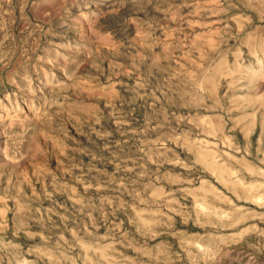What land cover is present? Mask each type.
I'll return each mask as SVG.
<instances>
[{
  "label": "clouds",
  "instance_id": "9594fccd",
  "mask_svg": "<svg viewBox=\"0 0 264 264\" xmlns=\"http://www.w3.org/2000/svg\"><path fill=\"white\" fill-rule=\"evenodd\" d=\"M31 3L33 15L21 22L27 27L0 37V91L7 90L2 87L7 78L8 84L14 86L12 91L18 88L21 94L19 98L9 97L11 107L6 116L0 101V135L6 137L7 149L0 165L4 160L9 166L18 165L31 155L35 141L48 142L50 150L58 149L66 161L61 165L64 174L57 176L51 169L38 166L34 175L40 183L50 177L51 184L44 183L43 197L55 203L54 195H65L71 201V211L66 205L61 206L63 214L54 207L45 210L39 194L29 196L24 192V185L29 183L26 177L13 181L10 176L7 188H0V264H222L233 251L237 255L232 259L238 264H257L258 258L264 256V228L253 223L228 235L222 232L235 229L242 220L264 222V211L252 213L235 206L227 212L215 211L214 202H209L211 186L206 179H199V174L205 157L231 172L232 158L223 161L227 153L219 146L241 151L228 127L237 105L248 112L242 121L247 132L255 127L257 116L264 122V0H192L193 23L178 27L179 35L173 41L176 66L162 86V97L144 92L145 102L148 97L153 100L155 115L141 125L136 124L129 107L117 103L109 68L113 59L123 60L129 53L117 41L127 44L131 33L128 29L126 34L114 31L109 12L118 5L126 8L125 0H87L86 8L82 6L84 0H80L81 7L69 5L68 0ZM152 4L153 0H146L142 9L145 15ZM172 6L177 7L175 0ZM204 10L207 23L200 18ZM84 13L92 24L91 34L80 18ZM74 17L79 22L74 23ZM234 18L243 26L234 25ZM188 19L180 17V22ZM33 27L41 32L47 30V38L57 44L71 45L72 55L66 62L48 60L43 53L37 57L32 52L29 33ZM209 40L214 41L211 46ZM77 51L79 58L73 59ZM118 51L122 56L116 57ZM49 63L52 69L42 71L41 64ZM56 71L63 72L62 78L53 75ZM141 88L143 82L137 85V89ZM122 91L126 105L132 92ZM222 91H227L228 97L221 96ZM136 95L140 96L139 91ZM231 97L239 99L229 105ZM160 100L170 101L171 127L158 118ZM21 102L28 106L27 112L19 106ZM112 123L115 129L110 128ZM116 133L132 139L116 143ZM153 135L155 139H149ZM71 145H75L74 155ZM180 150L190 155L181 159ZM75 156H87L91 172ZM259 156L264 157V151ZM236 163L241 164V171L254 168L253 179L261 181L251 186L257 190L255 194L241 192V198L264 209V159H259L261 167ZM108 165H114L122 175L108 176L101 170ZM167 165L179 166L184 172L177 173L175 167ZM77 170L81 173L79 182L86 187L83 194L65 179L67 176L77 180ZM92 173L108 179L86 181L85 175L91 177ZM194 180H198L199 188ZM49 186L53 191H48ZM93 188L97 197L87 192ZM104 191H111L112 195H103ZM125 194L129 200L121 199ZM188 196L197 200L205 233H174L180 240L177 250L159 238L173 233L171 212L179 211L188 219L187 209L181 205V198ZM118 211L128 215L135 234L109 222V216ZM97 213L107 228L103 235L98 232ZM53 215L60 224L53 221ZM32 222L41 230L33 231ZM22 236L33 243L26 247L19 242ZM252 239L255 242H250ZM238 248L242 250L237 251ZM126 250L136 255H127Z\"/></svg>",
  "mask_w": 264,
  "mask_h": 264
},
{
  "label": "rangeland",
  "instance_id": "374dc122",
  "mask_svg": "<svg viewBox=\"0 0 264 264\" xmlns=\"http://www.w3.org/2000/svg\"><path fill=\"white\" fill-rule=\"evenodd\" d=\"M0 2L3 3V13L0 14V37H2L5 32L18 31L22 27H27V24L22 25L21 22L26 16H32L34 13V5L31 3V0H0ZM68 3L69 5L81 7L80 0H68ZM125 3L126 8H121L118 5L115 8H111L109 12L113 17L110 24L114 31L126 34V29H128L131 33L128 37L127 44L122 40L117 41L119 45L128 48L129 53L123 58V60L118 58L113 59V61L110 62L109 68L117 103L124 107H129L135 115L136 124L141 125L151 116L155 115L152 111L153 100L151 97H148L145 102V98H142L144 92L148 91L156 97H162V86L167 81L169 72L176 66L174 59L176 54L174 52L173 41H175L177 35H179L177 32L178 27L193 23L190 19L192 0H175L177 7L172 6V0H153V4L149 6L147 15L142 11L146 4V0H125ZM181 4H183L182 7H180ZM82 6L85 8L87 7V0H84ZM180 17H189V19L181 23ZM206 17V10L201 11L200 18L205 23L208 22ZM80 18L84 21L91 34L93 28L88 20L87 14H82ZM73 22L76 23L79 21L74 17ZM233 24L236 26H243L242 22L235 18L233 19ZM29 36L32 52L37 57L43 53L48 60L59 59L66 62L68 57L72 55L70 50L71 45L57 44L56 41L48 39L47 30L41 32L40 29L33 27ZM100 39L104 38L100 37ZM208 43L211 46L214 41L209 40ZM78 47L79 46H77V48ZM65 49L68 50L66 51ZM79 55L80 54L77 51L73 56V59H78ZM120 56H122V53L118 51L116 57ZM82 64L83 61H81V65ZM41 69L42 71H49L52 69V64H41ZM53 75L57 79H60L63 76V72L56 71L53 72ZM139 82L144 83V88L137 89ZM2 87L7 89L6 91H0V101L3 102V113L6 116L8 109L11 107L9 97L12 96L15 99L19 98L21 94L18 88L15 89V92L12 91L14 86L8 84L7 78H5ZM122 89L132 92V97L126 105L124 104ZM137 91H139L140 96L136 95ZM220 95L228 97L227 91H222ZM238 99L239 97L228 98V104L232 105ZM169 104L170 101L160 100L157 102V109L159 113L158 118L171 127V121L168 118L171 116V113L168 111ZM19 106L24 108L25 112L29 110L28 106L23 102H21ZM224 107V103L221 102V108L223 109ZM247 115L248 112L240 109L237 105L235 110L231 113V120L228 121V127L231 130V138L233 139V142L239 146L241 151L233 152L230 148L225 147V145L219 146L223 152L227 153V155L222 157L223 161H228L229 158H232L233 166L231 172H235L236 175L232 176L231 172L224 168H219L218 162L210 161L207 157L204 158V167L200 170L199 179H206L211 186L212 193L209 195V202H214V210L217 212H227L232 206L248 209L252 213L264 211V209H261L257 203H253L248 199H242L240 195L241 192L255 194L257 190L251 186L261 181L253 179L254 168H250L248 171H241V164H237L236 161L243 162L244 167H248V165L261 167L259 165V159H264V157L259 156V153L264 151V122H261L260 116H257L255 127L251 132H247L242 123L244 117ZM191 119L192 116H189V120ZM115 127V123L110 125L111 129H115ZM0 131H2V128H0ZM185 131H187V129H185ZM122 139L125 142H128L132 137L130 135L126 136L123 133H116L115 142L120 143ZM149 139H155V136H150ZM5 140L6 137L0 135V160H3L7 155V149L4 143ZM41 140H43V137H41ZM170 146L174 147V145ZM70 147L73 149L72 154L74 155L76 151L75 145H71ZM180 151L181 159H185L187 155H190V153L183 152L182 150ZM75 158L81 160L82 165L85 166L87 172H91V162L88 160L87 156H75ZM64 163H66V161L58 149L50 150L48 142L41 143L39 140L35 141L31 148V155L25 160H21L18 165L9 166V163L6 160L0 165V188H7V181L10 176L13 178V181H15L16 177H26L29 183L24 185V192L29 196L34 192L39 194L41 204L45 210L54 207L57 212L63 214V208L61 206L66 205L68 206L69 211H71V201H69L65 195H54L53 200L55 203L43 197L44 183L50 185V177H47L44 183H40L34 175L36 167L42 166L56 172L57 176H61L65 171L61 166ZM129 167H131V165H129ZM166 167H175L177 173L184 172L179 166L167 165ZM152 168L153 171H155L154 165ZM101 170L106 172L108 176L116 175L118 178L119 175H122L116 172L114 165L102 167ZM184 174L187 177V173ZM75 175L77 177V180L75 181L72 180V177L66 176L65 179L66 181L73 183V186L77 188V191L83 194L86 191V187L84 183L79 182L78 178L81 175L79 170L75 172ZM108 176L92 173L91 177L85 175L84 178L86 181L90 178L92 182H95L97 180L106 181ZM187 178L192 179V177ZM194 183L197 188L200 187L198 180H194ZM245 185L248 187L245 188ZM48 191H53L51 186L48 187ZM87 192L94 197L99 195L95 188L87 189ZM102 194L112 195V192L104 191ZM203 194L204 193H202V195ZM261 194H264V190H261ZM121 199L129 200L130 198L125 194ZM257 199H259V195H257ZM96 202L98 203V199ZM181 205L187 209L189 214L188 219H185L184 214L179 211L171 212L173 233H165L159 238L175 245L177 250H179L180 240L174 233H187L188 235H204L205 233V228L200 223V218L198 216L197 200L193 196H188L187 199L181 198ZM9 206H13L12 202H9ZM152 210L154 211L155 209ZM164 211L167 212L168 209H164ZM96 215L98 219V232L103 235L106 233L107 228L104 225V221L99 218V214L97 213ZM147 218V215H145V219ZM52 219L57 224H60V220L57 216L53 215ZM108 219L110 223L115 222L116 224L121 225L123 231L135 234L134 226L130 223L128 215L123 211L116 212L114 216H109ZM8 221V227L10 230L9 236L11 238L12 213L8 214ZM253 223L258 228H264V222L259 220H242L237 224L235 229L224 230L222 234L228 235L233 231L242 230ZM32 230L40 231L41 229L35 224V222H32ZM19 242L25 244L26 247L33 243V241H29L23 236ZM35 242H39V237L36 238ZM250 242L255 241L252 239ZM241 250L242 249L239 248L237 249V251ZM126 254L131 256L136 255L132 250H126ZM236 255L237 252L233 251L229 257L222 261V264H238V261L232 259V257H235ZM257 264H264V256L258 258Z\"/></svg>",
  "mask_w": 264,
  "mask_h": 264
},
{
  "label": "bare ground",
  "instance_id": "6f19581e",
  "mask_svg": "<svg viewBox=\"0 0 264 264\" xmlns=\"http://www.w3.org/2000/svg\"><path fill=\"white\" fill-rule=\"evenodd\" d=\"M208 161V160H207ZM208 163L210 164V162L208 161ZM215 167V166H214ZM220 168V167H219ZM215 170V169H214ZM221 170V169H220ZM223 171V170H222Z\"/></svg>",
  "mask_w": 264,
  "mask_h": 264
}]
</instances>
